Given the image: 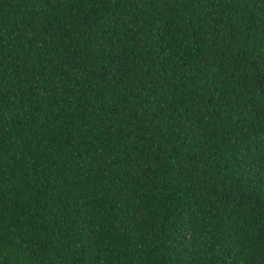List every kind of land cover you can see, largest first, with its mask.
<instances>
[{"label":"trees","instance_id":"trees-1","mask_svg":"<svg viewBox=\"0 0 264 264\" xmlns=\"http://www.w3.org/2000/svg\"><path fill=\"white\" fill-rule=\"evenodd\" d=\"M0 264H264V0H0Z\"/></svg>","mask_w":264,"mask_h":264}]
</instances>
